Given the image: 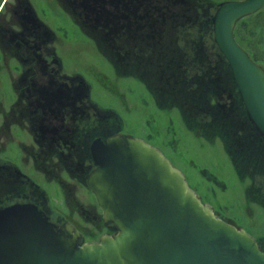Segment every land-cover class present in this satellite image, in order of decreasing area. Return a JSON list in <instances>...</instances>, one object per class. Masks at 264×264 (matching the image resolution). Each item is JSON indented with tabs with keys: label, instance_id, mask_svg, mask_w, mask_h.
I'll return each instance as SVG.
<instances>
[{
	"label": "rangeland",
	"instance_id": "374dc122",
	"mask_svg": "<svg viewBox=\"0 0 264 264\" xmlns=\"http://www.w3.org/2000/svg\"><path fill=\"white\" fill-rule=\"evenodd\" d=\"M26 1L42 25L40 31L49 39L48 50L61 60L63 77L74 79L86 89L98 124L109 123L112 131L143 139L157 147L183 172L190 187L218 217L245 229L259 243L264 242V202L260 200V197L264 198V192L256 188L259 180L255 178L256 167L252 166L253 177L242 172L241 164L236 168L223 140L209 134L211 128L204 127L205 122L201 127L190 128L188 119H192V113L187 110L183 113L185 116L182 114L178 104L181 99L165 98L160 93L163 90L155 91L160 87L157 61L152 57L151 63L143 56L148 53L147 46L151 54L157 53V35L152 37L149 46V42L140 38L138 28L141 23L139 27L137 21L131 23L127 17L120 19L121 25L114 21L103 23L94 17V11L76 0ZM186 1L197 6L199 13L214 14L216 7L226 0ZM17 3V0H8L1 25L3 22L6 27L20 31L19 21L13 14ZM106 25L111 26L109 33H106ZM117 28L122 30L119 35L115 31ZM159 28L165 43L173 42V47H177L175 42L179 40L178 46H182V37L176 34L173 24L156 29ZM235 29H239L240 38L245 40L240 44L264 67V8L242 19ZM152 46L155 48H150ZM127 50L129 54H126ZM13 64L17 65V62ZM18 75V70L14 69L13 76ZM60 95L71 98L73 93L66 92L63 86ZM15 98L12 75L7 70L0 71V124L4 123L3 113L8 111L9 103ZM67 107L71 110V106ZM2 134L0 163H14L45 190L54 221L63 225L73 223L84 234L85 242L99 241L104 234H110L103 223L102 210L87 187L72 180L65 169L60 174L69 186L64 182L60 185L33 165L23 148L24 145L34 147L29 129L14 124L9 136Z\"/></svg>",
	"mask_w": 264,
	"mask_h": 264
},
{
	"label": "water",
	"instance_id": "95a60500",
	"mask_svg": "<svg viewBox=\"0 0 264 264\" xmlns=\"http://www.w3.org/2000/svg\"><path fill=\"white\" fill-rule=\"evenodd\" d=\"M264 0H226L213 14L214 40L229 62L249 117L264 137V67L237 41L239 21ZM88 186L117 231L85 242L36 204L0 206V264H264V243L218 217L157 147L114 134L91 144Z\"/></svg>",
	"mask_w": 264,
	"mask_h": 264
},
{
	"label": "flooded vegetation",
	"instance_id": "af4514ba",
	"mask_svg": "<svg viewBox=\"0 0 264 264\" xmlns=\"http://www.w3.org/2000/svg\"><path fill=\"white\" fill-rule=\"evenodd\" d=\"M17 2L13 14L19 21L20 31L6 27L3 22L1 25L8 0L0 3V45L3 48L0 71H9L16 91L15 100H11L8 111L3 113L0 140L4 141L2 133L9 136L11 127L20 124L33 135L34 147L24 145L23 148L39 171L47 173L60 185L64 182L69 186L60 174L65 169L72 180L80 181L90 190L88 178L96 168L91 144L98 137L106 139L118 133L112 131L109 123L98 124L86 89L74 79L63 77L61 60L48 50L49 39L40 31L42 25L30 4L26 0ZM14 69L18 70V76H13ZM63 86L66 92L73 93L71 98H62ZM67 106H71V110ZM16 202L36 204L53 220L45 190L14 163L3 161L0 163V206ZM104 225L110 234L117 231L112 223ZM263 243L259 244L263 246Z\"/></svg>",
	"mask_w": 264,
	"mask_h": 264
},
{
	"label": "trees",
	"instance_id": "16d2710c",
	"mask_svg": "<svg viewBox=\"0 0 264 264\" xmlns=\"http://www.w3.org/2000/svg\"><path fill=\"white\" fill-rule=\"evenodd\" d=\"M76 1L94 11V17L103 23L114 21L121 25L120 19L126 17L131 23L137 21L139 27L141 23L138 28L140 38L149 42V46L152 37L157 35V53L151 54L147 46L148 53L143 56L151 63L152 57L157 61L160 87L155 91L163 90L160 93L165 98L181 99L178 104L182 114L187 110L192 113V119H188L190 128L205 122L204 127L211 128L208 133L223 140L236 168L241 164L242 172L253 177L252 166H255V178L259 179L256 188L264 192V138L251 121L231 66L214 40L213 13H199L197 6L186 0ZM165 24H173L176 34L182 37V46H178L179 40L175 42L177 47H173V42L165 43L162 30L156 29ZM105 28L106 33L111 31L110 25ZM115 31L118 35L122 32L120 28ZM235 36L239 43L245 41L240 38L239 29H235ZM126 54H129L128 50ZM260 200L264 202V198L260 197Z\"/></svg>",
	"mask_w": 264,
	"mask_h": 264
}]
</instances>
